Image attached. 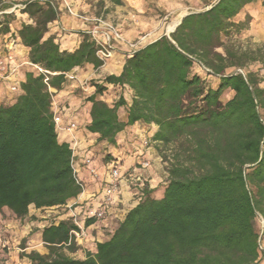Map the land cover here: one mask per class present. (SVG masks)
Segmentation results:
<instances>
[{
  "label": "trees",
  "instance_id": "trees-1",
  "mask_svg": "<svg viewBox=\"0 0 264 264\" xmlns=\"http://www.w3.org/2000/svg\"><path fill=\"white\" fill-rule=\"evenodd\" d=\"M202 1L205 7L185 15L170 35L127 54L120 75L105 77L133 91L127 121L119 114L124 96L113 105L100 98L105 85L96 83L86 98L87 130L110 144L136 122L155 124L152 140L158 144L179 143L163 196L151 197L146 185L109 239L85 258L71 255L80 247L74 232L81 228L72 219L51 220L42 231L49 252L23 253L31 264H258L264 236V77L248 66L264 69V44L244 48L237 37L254 20L246 7L258 1L264 7V0ZM23 5L11 12L4 11L13 3L1 5L0 36L17 38L29 49L27 59L44 71L27 65L21 94L0 106V212L8 209L15 218L26 217L32 206L64 205L82 192L73 150L59 140L50 89H61L78 67L104 65L87 30L73 51L61 48L59 32L48 35L64 12L60 0Z\"/></svg>",
  "mask_w": 264,
  "mask_h": 264
},
{
  "label": "crops",
  "instance_id": "crops-1",
  "mask_svg": "<svg viewBox=\"0 0 264 264\" xmlns=\"http://www.w3.org/2000/svg\"><path fill=\"white\" fill-rule=\"evenodd\" d=\"M28 0H0V13L4 3L21 4ZM80 14L93 17L95 11L91 4L100 3L103 10H108L107 17L117 18L120 30L130 40L140 37L145 31H155L158 34L152 42L163 34L162 21L152 13L153 7L165 10L167 15L180 8L176 1L172 0H121L116 3L114 0H67ZM154 2V3H153ZM261 1L250 4L246 7L254 16L251 26V34L260 32L263 27L264 14L260 15ZM114 14H118L114 16ZM149 13V14H148ZM100 14V15H101ZM20 19L14 24L20 25ZM91 25L86 24L81 19L66 13L61 15L58 22L50 24L48 35L59 32L60 45L64 50L73 51L80 43V32L89 29ZM264 40V36L261 35ZM7 37L0 36V56L4 55ZM145 45V44H144ZM17 57L14 64L20 65L17 73L12 79L0 82V106L14 103L21 94V89L13 91L11 85L14 80H24V71L27 65H23L27 59L29 49L22 46L19 41L16 45ZM129 49L123 45H117L115 55L106 64L96 69L93 65L87 64L69 72L73 78H68L66 84L61 88H51L53 93L54 114L60 115L62 122L58 129L59 140L70 144L73 150V167L78 181L81 183L82 192L68 200L61 206L38 209L30 207L28 215L24 218H15L8 209L0 212V226L6 238L10 242V248L3 250L0 254V264H31L28 257L23 253L38 251L41 254L49 252L42 240V231L51 219H46L44 211L60 212L59 219H72L82 230L81 250L74 253L76 258H85L88 252L96 251L98 242L109 239L110 235L124 219L126 213L138 204L140 191L136 187V177H142L147 185L149 195L154 198L163 196L164 189L168 183L169 172L165 170L161 157L156 146L159 144L152 140L157 131L155 124H145L136 122L128 125L117 136L116 144H110L107 140L101 139L98 134L91 133L86 126L91 121V105L86 98L96 90V83L106 86L101 99L113 105L121 96H124L126 104L119 109L122 120L127 121L128 109L132 104L133 91L128 86L109 84L105 82L108 75H120L126 60ZM76 123V128L70 125ZM153 141L154 146H148L146 141ZM152 160L148 168H141L140 164L144 160ZM118 162L123 170V179L120 183V190L116 195V203L108 207L106 215L102 219L94 218L91 224H85L84 219H90L89 215L100 205V196L105 186L107 169L111 163ZM94 171V172H93ZM96 173V174H95ZM62 210V211H61ZM264 247V236L262 237ZM83 255V256H82ZM258 264H264V253Z\"/></svg>",
  "mask_w": 264,
  "mask_h": 264
},
{
  "label": "built area",
  "instance_id": "built-area-1",
  "mask_svg": "<svg viewBox=\"0 0 264 264\" xmlns=\"http://www.w3.org/2000/svg\"><path fill=\"white\" fill-rule=\"evenodd\" d=\"M60 1H61V7H63L64 10H66L70 15L78 18H82L83 20L89 21L91 23V26L89 27V29H87V31L89 32L95 43L97 44L98 46L97 55L101 60L104 61V64H106V62L115 55L118 44H123L129 49V53L127 54H131L141 47L140 45L141 39L130 40L127 37H125V35L120 30L119 25L113 18H109L105 14L88 17L76 11L74 7L67 0H60ZM15 8H24V5L23 3L13 4V7H11L10 9L4 12H11ZM2 13L3 12H1L0 14ZM17 43H18L17 38L12 36L7 37V42L5 43L6 46L4 49V55L0 56V82L12 79V77L18 71L20 65L14 64V62H16V57H17V51H16ZM22 64L32 66L40 71H44L40 66L30 62L28 59H24ZM52 74H57V73L54 72ZM67 77L73 78L74 76L67 73ZM22 81L18 79L14 80V82L11 85V89L13 91H17L21 89ZM54 121L56 125L59 126L62 122L61 116L54 114ZM70 127L76 128L77 125L76 123H72ZM148 142L149 141L147 140L146 144ZM139 164L141 168H148L150 166V161L144 160ZM123 176L124 175H123L122 167L118 162H114L109 165L106 174L105 186L99 200L100 205L98 208H96L94 211L91 212V214L89 215L90 218L91 217L97 219L104 218L108 207L118 202L117 201L118 199H116V195L120 190V183L122 182ZM136 182H137L136 183L137 190L140 191V196L138 198L139 201L140 198L142 197L143 189L146 187V183L144 182L142 177H136ZM74 235H75L76 243H80L82 239V230L75 231ZM9 248H10V242L8 238L5 237L3 228L0 226V254L3 250ZM260 248L264 253V247L262 245V242Z\"/></svg>",
  "mask_w": 264,
  "mask_h": 264
},
{
  "label": "rangeland",
  "instance_id": "rangeland-1",
  "mask_svg": "<svg viewBox=\"0 0 264 264\" xmlns=\"http://www.w3.org/2000/svg\"><path fill=\"white\" fill-rule=\"evenodd\" d=\"M156 1H160V0H156ZM172 1L173 2L176 1L180 5V8L177 11H174L169 15H167L165 10H160V8H158L156 6L153 7L152 12L149 11V13H152V15H154L157 18L159 17L160 20L162 21V32L163 33H166L168 29L173 30L174 26L178 23V21L180 20V18L184 14L192 12V11H198V10H201L205 7V3L202 0H172ZM100 5H101L100 3L90 5L92 10H94L96 12L94 16H98L101 14L100 12L103 10V7L101 8ZM259 8H260L259 9L260 15L261 14L263 15L264 14V7L261 5ZM110 12L113 13L114 11H110ZM66 13H68V12L66 11ZM107 13H108V10L106 9L104 11V14L107 16L108 15ZM244 14H245V11L242 12L240 17H244ZM113 15L117 16L118 14L113 13ZM79 19L84 21L86 24L91 25V23L89 21H85L82 18H79ZM115 19L117 22H120V23L122 22L121 20L119 21L117 18H115ZM261 20H264V19L261 18ZM15 27H16V25H15ZM260 28L261 29H260L259 33H257L255 30V33L251 34V32H250L252 29L251 28L248 31H245L242 34H240L237 37L238 43L244 48H248V47L256 48L259 45H263L264 40L261 39V35L264 36V25H263V27H260ZM157 35L158 34H156L155 31L151 32L150 30L149 31L147 30V31L141 33L140 37H137L134 40L141 39L140 45L142 46V45L146 44L148 41L154 39ZM248 68L250 70L258 71L262 75V77H264V69L261 68L259 63L251 64L248 66ZM210 84L215 86L217 84V80L211 78ZM262 86H264V83H262ZM230 96H231V94H228V93L223 95L222 101L223 102L227 101L230 98ZM152 142L153 141H150L148 143V146H154L155 144ZM156 150H157L159 156L161 157V163H163L165 170L168 171V167L170 166V163L174 160L176 152L179 150V143L172 144L170 146H164L162 144H159L158 146H156ZM149 161H150V165H151L152 160L150 159ZM43 214L46 215L45 216L46 219H51V220H53V219L59 220L58 216H60V212L51 211V210L44 211ZM86 217L87 218L84 219L85 224L87 223V220L89 219L88 216H86ZM261 223H262V221L259 219L256 221V226L258 229L261 228ZM77 245H79L80 247L76 252L80 251L83 248V247L81 248V246H82L81 244L77 243ZM76 252H74V253H76ZM74 253H71V255L73 256Z\"/></svg>",
  "mask_w": 264,
  "mask_h": 264
},
{
  "label": "water",
  "instance_id": "water-1",
  "mask_svg": "<svg viewBox=\"0 0 264 264\" xmlns=\"http://www.w3.org/2000/svg\"><path fill=\"white\" fill-rule=\"evenodd\" d=\"M188 13H186V14H184L181 18H180V20L178 21V23L174 26V28H173V30H167V32H166V35H170L172 32H174L175 31V29H176V27L181 23V21H182V18L185 16V15H187Z\"/></svg>",
  "mask_w": 264,
  "mask_h": 264
},
{
  "label": "bare ground",
  "instance_id": "bare-ground-1",
  "mask_svg": "<svg viewBox=\"0 0 264 264\" xmlns=\"http://www.w3.org/2000/svg\"><path fill=\"white\" fill-rule=\"evenodd\" d=\"M169 30V29H168ZM171 31V30H170Z\"/></svg>",
  "mask_w": 264,
  "mask_h": 264
}]
</instances>
